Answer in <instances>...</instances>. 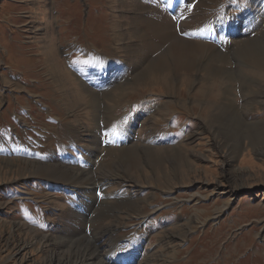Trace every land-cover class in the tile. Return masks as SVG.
Segmentation results:
<instances>
[{"label":"rangeland","instance_id":"rangeland-1","mask_svg":"<svg viewBox=\"0 0 264 264\" xmlns=\"http://www.w3.org/2000/svg\"><path fill=\"white\" fill-rule=\"evenodd\" d=\"M219 2L216 30L194 16L211 0H182L173 14L151 0L147 20L162 8L181 14L176 27L137 31V0H0V264H264V75L234 54L210 64L199 44L224 48L221 25L233 18L258 32L264 0ZM182 43L199 64L187 83L175 73ZM162 56L168 80L152 71ZM222 91L245 113L233 134L213 121ZM52 168L90 172L120 212L81 220L84 180ZM124 196L133 200H113ZM127 241L133 260L114 261Z\"/></svg>","mask_w":264,"mask_h":264},{"label":"bare ground","instance_id":"bare-ground-1","mask_svg":"<svg viewBox=\"0 0 264 264\" xmlns=\"http://www.w3.org/2000/svg\"><path fill=\"white\" fill-rule=\"evenodd\" d=\"M150 1L151 0H137V3L134 5V9H133L134 12L136 13V12L140 11L138 13L139 16L137 17V21H136V24H135L136 30L137 31H142L140 29L148 28L149 30L156 31L157 29L159 30V27H163L165 29V26H166L167 30H170L173 26L176 27V24H177V22L179 20L178 18H180L181 14L178 13V12H175L176 14H178V15L180 14V15L176 16V17H174L173 15H171L169 17L167 15V17H165L164 16V12H167L168 14H173L172 12L174 11V6L176 5L177 2H182V0H174V1L173 0H168L169 2H167V1L165 2V0H159V1L157 0V2L158 3L160 2V4L164 7V9H163L164 12H163V10L161 8L160 9V18L157 19V23L155 25L151 24L152 21L147 20V12L150 9V4H149ZM163 2H164V4H163ZM211 2L212 3L206 4L204 6L205 8H202L203 11H199V13L197 12V14L194 13V16L195 17H197V16L201 17L202 16L201 19L203 20V22H204V18L207 17L208 21H210V28H212V26H213L214 29L216 30V29H218V26L216 27V25H218V24L216 23L217 19H216L215 16L220 14L222 11H225L226 4H224V2H219L220 4H216L215 3L216 0H211ZM122 5H123L122 3H119L118 6L121 7ZM124 7H125V3H124L122 8L124 9ZM217 8H218V10H217L218 12L216 11ZM204 11L208 12V13L204 14L205 16L202 15V13ZM188 12L193 13V11H190V10ZM215 12H217V13H215ZM186 13L187 12L183 13V15L185 16ZM186 16H187V14H186ZM190 16L193 17V14H191ZM189 19H185V20L186 21L188 20L189 22H191ZM175 20H176V22H175ZM212 21H214V24H211ZM185 22H184V24L182 25V28H181L183 30V28L186 27L185 30H184V33H183V31L181 32V30H180L179 33H181L182 35L187 36V41H190L191 40L190 36H195L197 32L194 30V25L191 26V25H189L188 23H185ZM236 22H238V26H236L237 24H235V26L234 25L232 26L230 24L228 25L227 22H225V21L221 25V30H220L221 36H222V34H225V33L228 34V35H226L227 39L225 41V43H226L225 47H224L225 49L224 48H218L216 46L215 47H211V45H209V44H208L209 46H207L206 45L207 43L205 44V42L200 41L199 44L205 45L203 48H201V53H200L201 54V58H205L206 60L210 61V64H216L219 61L226 62V60H229L231 55L234 54L235 57L238 59V61H241V62H245L246 61L248 63V65L250 67H252L255 72H261L264 75V25L257 32V31H254L255 26L251 24V20L250 19L247 20V21L241 22L238 18H233V21L231 23H236ZM153 23H155V22H153ZM234 27H236V29ZM205 28L206 27H204L203 29H200V30L197 29V31L200 33V31H203ZM214 29L209 30V31L213 35V36L210 37V41H212V39H213V44L215 45V43L218 41V37L220 36V34L217 33L216 31H214ZM253 31L256 32V33L254 35H252L251 37L244 38V40L235 42V44L231 48H227V46L229 44V38H230V36L232 34L239 33V32L250 33V32H253ZM200 35H202V36L204 35L206 37V34H204V33H200ZM177 40H178L179 43H181L180 42L181 38H179V35L177 37ZM196 43H198V42H196ZM218 44H216V45H218ZM218 46H221V44H219ZM142 48H146V46H142L141 49ZM177 48L179 50H178L177 55L175 56V61L177 62V64H179V67L175 70V73H177L180 76L181 79L184 78L185 79V80H183L184 83L185 82L187 83V81H189V77L191 76V71L198 64L197 63L198 59L196 61H195V59L192 61V59L190 57L186 58V53H185V49H184L183 43L182 44H177ZM50 52H49V54H50ZM87 53H89V52H87ZM53 54L54 53H52V55ZM200 54L197 56L198 58L200 57ZM167 60H168L167 56H162L161 58H159L157 63L154 66H152V71L154 73H158L159 72L165 79L168 80V78H169L168 74L172 72L173 68H172V66L170 64H168L169 60L168 61ZM55 66H56V64H55ZM210 68H211V72L216 70V68H214L213 66L208 65V67L206 68V71L210 72L209 71ZM226 74H227L228 79L232 78L231 77V71H227ZM212 76H216V75H212ZM212 76H210V77L214 80V77H212ZM166 83L172 86L170 81H167L164 84H166ZM227 87H228V85L226 86V88ZM219 94H220L218 96L219 101L214 102L215 114H214L213 121L217 122L216 124H220L221 128H223V129H224L225 125H226V122L227 121L230 122L231 134H233V133L238 131V128H236V127H237V125L239 123H241V121L239 119V116L243 118V115L245 113H244V111H237L235 109V107L233 105H231V104L223 105L222 104L223 91L221 93H219ZM144 149H146V148H144ZM125 153H128V154L129 153L130 154L134 153L136 155V153L133 152V151L132 152L131 151H126ZM52 169L54 170L53 173H55V174H57L59 176L63 175L68 180H72V181L76 180L78 182H81V180H84V181H82V183H80V184L84 185V186L80 187V191H81L82 197L87 198V200L83 201L84 208H82V210L79 209L81 211V214L79 213L80 214L79 216H80L81 220L87 222L88 220H90V218L95 217L97 215V214H95L97 211H99L101 209H105V208L109 212V214L106 215V218H110L111 214L114 215V214H117V213L120 212V209H121L120 205L119 206H115L114 205L113 207H107V206L105 207L106 202L105 201L103 202V200L99 196V195H101V192L99 191V184H97L95 182L94 176H91L90 172L87 173V172H83V170H80V169L67 168V170L66 169H62V170L65 171V174H59L57 172V168H52ZM115 194H116V192H112L111 196H114ZM118 194L120 195V193H118ZM110 198H111V200H109V201H113L114 200L116 203L129 202V201L133 200V199L127 198L125 196H124V198L117 197V198H114L113 200H112V197H110ZM97 200H99V203H101V205H98ZM137 200L141 201L142 199L137 198ZM134 208H132V207L127 208L125 211L127 213H130L132 210H134ZM79 210H78V212H79ZM86 228H88V227H86ZM80 234L81 233H79L78 235H80ZM108 236H110L109 233H108ZM79 242L80 241H78L76 246L79 247L78 248L79 250H81ZM128 248H129L128 241H127L125 246L124 245H120L119 246V245L115 244L114 245V250H116V252L114 253V255L115 254L116 255L114 257L115 258H120L122 256V254L123 255H127L125 249L128 250ZM86 249L89 251L87 256H89V255L92 256L93 253H94V249H92V250L88 249L87 246H86L81 251L86 250ZM122 251L124 253H122ZM128 254L131 255V253H128ZM132 254H134V253H132ZM78 256L81 258L80 261H83L82 260V256L79 255V253H78ZM89 259L90 258H88L87 260H89ZM87 260H86V262H87ZM97 264H115V263L113 262V260H112V262H109L108 260H106V261L102 260V261L98 262Z\"/></svg>","mask_w":264,"mask_h":264},{"label":"snow or ice","instance_id":"snow-or-ice-1","mask_svg":"<svg viewBox=\"0 0 264 264\" xmlns=\"http://www.w3.org/2000/svg\"><path fill=\"white\" fill-rule=\"evenodd\" d=\"M115 131V130H114Z\"/></svg>","mask_w":264,"mask_h":264}]
</instances>
